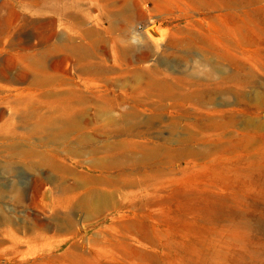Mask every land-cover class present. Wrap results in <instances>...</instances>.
I'll return each instance as SVG.
<instances>
[{
    "label": "bare ground",
    "instance_id": "1",
    "mask_svg": "<svg viewBox=\"0 0 264 264\" xmlns=\"http://www.w3.org/2000/svg\"><path fill=\"white\" fill-rule=\"evenodd\" d=\"M40 1L44 0H25V7L30 11L33 9L31 12L34 18L31 20L21 17L14 9H8L6 3L0 6V56H3L0 60V172L12 177L13 166L21 164L34 173L32 197L39 195L42 198V208L47 210L50 216L47 221H41L34 216L31 217L34 220L30 224H23L4 214V206L10 202L20 205L24 193L18 190L15 184L6 185L1 178L0 259L4 250L9 247L8 254L6 252L5 255L6 261H12L15 256L21 254L20 247L26 243L32 255L37 250L46 248L49 251H57L65 246L59 256L41 257L39 261H33L31 264H225L223 256L219 253L204 255L205 253L188 252L192 253L188 254L190 258L180 257V244L169 233L165 234L154 228L146 230L142 222L135 217L142 216L135 206L134 210L133 207L125 206L128 208L126 212L133 215L132 218L120 221L118 218L113 219L107 230H117L114 234L111 232L107 238H100L101 235L95 233L91 236L89 247L81 250V253H76V248L83 245L82 240L78 238L79 223L74 218L80 215L82 222H87L113 206H118V200H115L119 196L118 190H129L131 193H126L122 198L128 199L129 196L135 198L132 190L141 186L146 189L152 184H167L168 181L171 184V168L182 161L208 160L214 156V152H236L238 149L246 150L251 147L252 139L249 136L238 138L233 146H217L212 143L210 136H217L219 139L223 137L214 135L213 131L219 129L225 132L227 127L233 126L234 121L218 123L209 118L217 113L207 111V106L211 103L209 95L217 92L233 94L237 103L248 101L260 110L264 107V83L252 72H243L245 67L238 63L235 74L215 83L196 78V67L183 71L180 76H167L168 78L156 70L155 67L160 65L157 60L153 65L141 69L140 63L146 61L153 50L147 43H139L141 40L138 33H133L131 38L138 45L131 47L126 44L118 47V55L123 63L130 64L133 59L136 66L131 69L130 79L122 86L131 93L156 94L172 102H179L181 106L187 102L196 106L194 112L185 111L180 114L187 124L183 135L177 130L178 122L174 121L169 125L168 137H159L158 141L161 143L154 142L151 124L160 119L156 108H153V116L146 120H140V113L132 108L115 118V105L104 100V97L85 96L78 90L71 89H65L64 94L56 91L71 85L63 86L62 78L49 74L50 70H55L57 64H49L47 58L60 55L63 59L59 61L61 64L69 58L82 60L89 54L81 45L71 44L68 39L60 38L58 44H54V25L59 22L62 30H70L83 24V20L77 12L70 11L68 5L63 3L64 0H59L55 12L56 20L42 17L39 11H35ZM79 1L82 0L76 2ZM90 1L103 6L102 3L116 0ZM218 1L222 3L220 8L231 11L244 8L247 0ZM251 1L259 3L261 0ZM138 6L137 0L120 1L118 12L111 15L113 21L120 26L119 29L141 20ZM221 17L222 15L215 16L222 24L215 34H224L223 41L228 45L231 42L229 36L233 31L220 20ZM18 22L23 26H31L33 40L10 37L9 30L12 27L15 29L14 25ZM208 38L216 40L213 37ZM185 40L171 41L169 45L174 51L185 56L182 57L184 61L191 60L198 49H204L207 54L200 55L197 62L202 67L209 65L212 71L206 72L204 77L210 78L213 73H221L212 63L211 57L218 53L212 49L209 42L192 36ZM81 70L84 76L90 73L102 74L104 66L101 62L86 60ZM86 85L88 82L83 86L87 87ZM246 88L251 90L250 94H246ZM134 102H141V99L135 98ZM6 106L11 108V112L6 113ZM189 119L194 122L189 123ZM243 123L247 132L264 128L260 122ZM199 124L206 126L203 132L198 129ZM191 127L193 130H189ZM88 130L92 131V135L105 134L103 138L106 140L87 135ZM195 136L198 138L195 139ZM196 142L209 146L193 149L192 145ZM64 154L73 158H79L80 154L90 156L89 163H85L89 164L87 173L78 174L68 168L69 165L64 162ZM42 169L48 170L51 175L40 176L39 171ZM45 184H49L51 190L44 189ZM109 187L113 188L109 190ZM116 192L118 196L115 195ZM156 195L152 194L151 205L161 204L159 200H155ZM159 195L157 198H160ZM146 205L150 206L147 202ZM118 229L121 232L119 235ZM104 232L107 233L106 230ZM61 236L64 239L58 240ZM97 241H100L104 248H110L112 252L109 256L102 248H97ZM145 247L149 250H145ZM118 254L121 256L120 260Z\"/></svg>",
    "mask_w": 264,
    "mask_h": 264
},
{
    "label": "rangeland",
    "instance_id": "2",
    "mask_svg": "<svg viewBox=\"0 0 264 264\" xmlns=\"http://www.w3.org/2000/svg\"><path fill=\"white\" fill-rule=\"evenodd\" d=\"M76 1L64 0L63 3L68 5L71 12L79 14L83 24H79L77 28L62 30L61 23H56L53 42L57 45L60 38L68 39L71 44L81 45L89 55L84 56L82 60L69 58L61 64H59L62 59L60 55L47 58L49 64L50 62L57 64L55 70L53 72L50 70L49 74L62 78L63 86L71 85L56 91L64 94L65 89H71L78 90L85 96L104 97V100L111 101L115 105L113 112L115 118L132 108L138 110L140 120H146L153 116L155 112L153 108H156L160 119L151 124L152 130L150 128L154 142L158 141L159 137L165 139L168 137L169 125L174 121L178 122L177 130L183 135L187 124L180 114L185 111L194 112L196 106L189 102L181 106L179 102H172L156 94L131 93L129 89L122 86L130 79L131 69L136 66L133 59L130 60V64L123 63L118 55V47L126 46V44L131 47L138 45L131 38L133 33H138L141 40L139 43L145 42L153 50L148 59L140 63L141 69L153 65L157 60L160 65L155 67L156 70L161 71L168 78L167 76H180L183 71L196 67L198 70L196 78L215 83L235 74L238 63L245 67L243 72H252L259 81L264 83V0L259 3L247 0L244 8L231 9V11L220 8L222 3L217 0H137L142 15L141 20L126 25L124 29H119L120 26L111 17L118 12V6L122 0L102 3L103 6L90 0H82L79 3ZM4 3L7 4L8 9L16 10L21 17L30 20L34 18L31 12L33 9L30 11L25 7V0H0V6ZM58 4L59 0L40 1L35 11H39L42 17L56 20L55 12ZM217 15H222L220 20H223L233 31L229 36L231 44L224 43V34H215L216 30L222 27L221 22L215 18ZM14 26L15 29L12 27L9 30L10 37L17 36L21 39L33 40L31 26H23L20 22ZM190 36L209 42L212 49L218 53L211 57L212 63L221 73H213L211 79L204 77L206 72H212L209 65L202 67L197 62L200 55L207 54L204 49H198L191 60L184 61L182 57L185 56L174 51L169 45L171 41H186L185 39ZM208 37L216 38V40ZM2 57L0 56V60ZM86 60L101 62L104 66L102 74L90 73L84 76L81 68L84 67ZM230 60L233 62L230 63ZM17 67L20 68L19 64ZM85 82H88L87 87L83 86ZM245 92L250 94L251 90L246 88ZM135 98H140L141 102H134ZM209 99L211 103L207 106V111L217 112L210 115V119L218 123L234 121L233 126L227 127L225 132L215 129L213 134L223 135V137L219 139L217 136H210L212 143H216L217 146L221 144L233 146L238 138L249 136L252 139L251 147L246 150L238 149L236 152H214V156L208 160L194 162L188 160V162L182 161L180 164H175L169 176L171 184L168 181L167 184H152L146 189L142 186L133 189L136 199L129 195L130 198L122 199L126 193L131 192L118 190L119 196L116 192L115 195L118 197L114 198L118 200V206H113L87 222H82L80 215L74 218L79 223L78 238L82 240L83 245L76 248V253H81V250L89 247L91 236L95 233L100 234V238L102 236L107 238L111 232L114 234L117 230L115 232L107 230L114 218L120 221L133 217L131 213L126 212L128 208L125 206H129L133 207V210L136 207V211L142 215L135 217L142 222L146 230L154 228L165 234L169 233L182 247V254L179 253V256L184 259L190 258L188 254L193 252L205 253L204 255L219 253L223 256L225 264H264V128L256 132H247L244 130L243 123L253 121L264 125V107L257 110V106L248 101L237 103L233 94L217 92V94H210ZM5 111L11 112V108L6 106ZM188 121L191 124L194 122L193 119ZM197 127L202 130L201 132L206 128L202 124ZM86 134L106 140L103 138L105 134L102 136V133H98L101 134L100 136L92 135V131L88 130ZM197 138L198 136H195V139ZM208 146V144L202 145L196 142L192 148ZM90 160L91 157L87 154H80L79 158L64 154V162L67 166L69 165L68 168L75 170L74 172L78 174L87 173L89 164L85 163H89ZM13 167V176L8 177L4 172H0V181L2 178V182L6 185L15 184L17 189L24 193L23 202L22 205L12 202L6 204L4 214L23 224H30L34 220L31 217L34 216L41 221H47L50 214L47 210H43L40 203L42 198L39 195L32 197L34 173L29 172L21 164H15ZM39 175L50 176L51 174L48 170L42 169ZM112 188L109 187V190ZM44 189L51 190V186L45 184ZM153 193L157 194L155 200H159L160 205H151ZM158 195L160 198H157ZM146 202L150 206L146 205ZM122 204L123 207H121ZM105 230L108 232L105 233ZM118 231L119 235L120 229ZM57 239L64 238L61 236ZM99 242L97 241V248H102L109 256L112 252L110 248H104ZM8 248L4 250L0 264H23L24 262L31 264L33 261H39L41 257L59 256L65 246L57 251H49L46 248L37 250L36 254L32 255L30 247L23 243L20 247L21 254L9 262L6 261L5 256ZM144 249L149 250L146 247ZM119 258L121 256L118 254V260Z\"/></svg>",
    "mask_w": 264,
    "mask_h": 264
}]
</instances>
